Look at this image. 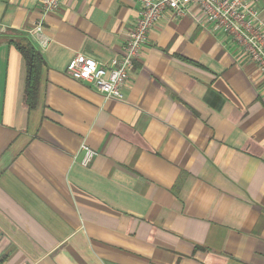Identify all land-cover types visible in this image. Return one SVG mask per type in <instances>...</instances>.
<instances>
[{"label":"crops","instance_id":"obj_1","mask_svg":"<svg viewBox=\"0 0 264 264\" xmlns=\"http://www.w3.org/2000/svg\"><path fill=\"white\" fill-rule=\"evenodd\" d=\"M139 13L138 0H63L46 16L40 0H0L3 264H264V76L233 38L166 12L123 101L65 73L77 54H122ZM16 33L45 62L32 110Z\"/></svg>","mask_w":264,"mask_h":264},{"label":"built area","instance_id":"obj_2","mask_svg":"<svg viewBox=\"0 0 264 264\" xmlns=\"http://www.w3.org/2000/svg\"><path fill=\"white\" fill-rule=\"evenodd\" d=\"M139 18L126 33L123 53L108 63L98 62L77 54L68 64L65 73L75 81L86 83L108 99L123 101L132 67L140 57L149 32L166 12L175 18L190 15L205 29L219 31L233 38L245 57L256 64L264 76V20L259 17L261 0H138ZM63 0H40L43 15L60 11ZM44 20H39L31 35L42 36ZM45 44V42H44ZM83 166L88 167L98 153L87 145Z\"/></svg>","mask_w":264,"mask_h":264},{"label":"trees","instance_id":"obj_3","mask_svg":"<svg viewBox=\"0 0 264 264\" xmlns=\"http://www.w3.org/2000/svg\"><path fill=\"white\" fill-rule=\"evenodd\" d=\"M10 43L20 51L26 66L24 103L29 110L35 109L39 102L40 83L45 65L40 51L21 33L10 36ZM4 258H0L3 264Z\"/></svg>","mask_w":264,"mask_h":264}]
</instances>
